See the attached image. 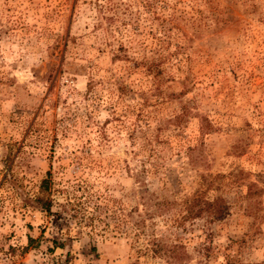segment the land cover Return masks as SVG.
<instances>
[{"label":"rangeland","instance_id":"obj_1","mask_svg":"<svg viewBox=\"0 0 264 264\" xmlns=\"http://www.w3.org/2000/svg\"><path fill=\"white\" fill-rule=\"evenodd\" d=\"M0 264H264V0H0Z\"/></svg>","mask_w":264,"mask_h":264},{"label":"trees","instance_id":"obj_2","mask_svg":"<svg viewBox=\"0 0 264 264\" xmlns=\"http://www.w3.org/2000/svg\"><path fill=\"white\" fill-rule=\"evenodd\" d=\"M45 179L40 182V190H44ZM37 201L41 208L45 211L49 210L50 200L40 196L37 197ZM184 215L181 218L196 219L203 215L209 220L219 219L222 216V207L214 203V200H207L201 195H197L189 200L184 201ZM160 247V245H159ZM158 249V248H157ZM166 249V248H165ZM183 245L180 242H174L169 244L168 248L165 250V254L173 257L176 255H182L184 252ZM159 253V252H158Z\"/></svg>","mask_w":264,"mask_h":264}]
</instances>
